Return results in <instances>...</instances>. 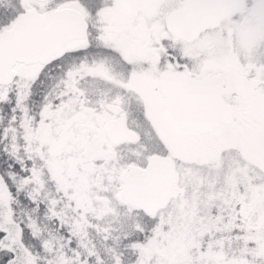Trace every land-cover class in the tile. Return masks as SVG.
Returning <instances> with one entry per match:
<instances>
[{
	"label": "snow or ice",
	"instance_id": "1",
	"mask_svg": "<svg viewBox=\"0 0 264 264\" xmlns=\"http://www.w3.org/2000/svg\"><path fill=\"white\" fill-rule=\"evenodd\" d=\"M0 264H264V0H0Z\"/></svg>",
	"mask_w": 264,
	"mask_h": 264
}]
</instances>
